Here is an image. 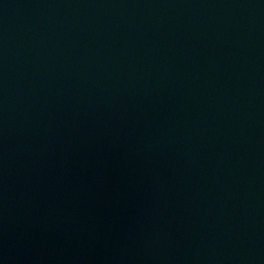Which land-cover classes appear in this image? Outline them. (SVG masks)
Instances as JSON below:
<instances>
[{
    "label": "water",
    "instance_id": "1",
    "mask_svg": "<svg viewBox=\"0 0 264 264\" xmlns=\"http://www.w3.org/2000/svg\"><path fill=\"white\" fill-rule=\"evenodd\" d=\"M0 264H264V0H0Z\"/></svg>",
    "mask_w": 264,
    "mask_h": 264
}]
</instances>
